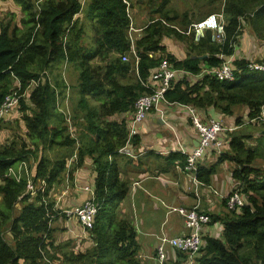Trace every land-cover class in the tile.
<instances>
[{"label": "trees", "instance_id": "trees-1", "mask_svg": "<svg viewBox=\"0 0 264 264\" xmlns=\"http://www.w3.org/2000/svg\"><path fill=\"white\" fill-rule=\"evenodd\" d=\"M12 1L24 12L26 29L17 34L9 23L0 22V104L12 90L11 74L20 79L24 90L41 72L50 71L55 62L64 59L74 64L78 72L74 88L79 99L72 122L78 127L75 132L79 146L67 132L64 117L57 112L55 89L40 84L29 90L19 106L25 111L24 101L31 105L32 115L26 121L33 149L13 143L0 146V264H48L43 262V257L49 258L53 255L51 249L56 248L52 242L53 230L49 228L50 215L57 216L50 190L61 183L66 173L71 178L86 158L91 159L96 172L94 193L98 209L91 230L93 246L85 254L62 252V263L79 264L82 257L90 258L91 264H140L135 229L127 219L118 218L119 204L129 191L128 184L119 179L116 166L119 156L116 151L126 140L127 123L124 118L114 119V116L131 112L135 101L145 93L135 77L134 65L120 58L129 51L130 20L126 6L122 0H86L85 16L93 21L94 46L92 51H85L79 45L82 29L77 17L84 9L81 0H42L39 8L34 0ZM153 1L160 3L155 12L163 18L151 20L142 38L136 41L137 70L143 79L163 59L172 69L189 75L199 74L202 67L219 66L221 60L216 55L234 54L242 23L252 29L257 40L264 42V0H193L196 4L201 2L202 8L207 9L203 2L210 7L197 16V21L212 13L224 16L226 39L222 45L213 44L209 32L198 42L181 34L177 29L186 31L194 15L187 12L179 15L167 9L171 0H148V3ZM165 37L184 44L187 50L184 59L179 60L166 51L161 44ZM149 53L153 54L152 58ZM203 56L206 57L198 59ZM257 63L264 64V60ZM247 64L246 60L234 61L237 70L233 81L204 76L191 83L176 82L166 92V99L200 110L213 108L225 116H233V108L241 106L246 109L242 124L249 121L250 125L264 127L257 120L264 108V72L249 70ZM129 76L132 80L125 82ZM53 83L60 89V95L65 85L58 79ZM240 121L241 117H237L236 126L242 125ZM250 138V135H231L228 154L219 158L236 165L233 178L239 184L246 206L230 211L223 200L226 212L222 216H209L210 224L221 223V238H202L196 264H264V172L252 165L258 148L264 146V134H258L254 146L246 147ZM133 142L137 143V138ZM40 148L60 152L53 159L44 154L37 157ZM74 148L77 161L66 169ZM169 158L178 159L181 164L185 160L179 153H171ZM30 159L37 163L32 185L38 188L40 180L44 181L43 192L37 191L33 197L29 192L23 196L28 184L25 175L19 182L7 176L9 168ZM213 173V167L201 168L197 178L208 183ZM16 204L20 205L19 210ZM7 233L10 241L5 239ZM184 261L183 257L179 264Z\"/></svg>", "mask_w": 264, "mask_h": 264}, {"label": "crops", "instance_id": "crops-1", "mask_svg": "<svg viewBox=\"0 0 264 264\" xmlns=\"http://www.w3.org/2000/svg\"><path fill=\"white\" fill-rule=\"evenodd\" d=\"M154 3H158V1L148 4L152 5ZM201 5V2L199 6L194 3L192 12L206 9L202 8ZM202 13H198V16ZM212 14L222 15L221 13ZM222 17L224 20L223 15ZM133 26L141 29L143 32L147 25L140 27L134 21ZM242 26H246V28H242ZM242 26L236 44L234 59L246 60L252 63L264 60V42L257 40L248 25L242 23ZM174 28L177 29L176 27ZM177 30L179 32L187 31ZM169 42L172 45L183 47L182 44H177L171 39H169ZM161 44L166 48L163 42ZM166 51L179 60L185 58H179L174 53L168 51L167 48ZM181 80H186L190 83L195 81L191 77L181 76L175 83ZM164 111L165 113L162 118L158 113L150 112L139 124L136 137L137 143L133 142L132 149L135 155H139L137 158L116 156L119 179L126 182L129 187L127 196L119 204L118 218H125L130 222L136 232L139 251L144 248L146 251L143 253L144 258L152 259L155 262V248L158 245V237L174 238L190 233V230L185 227L184 220L176 213L169 212L168 207L192 208L197 205L198 210L208 216H222L226 212L223 198L237 186V181L235 182L233 178L236 165L228 160L219 161V158L224 154H228V142L231 135L235 133L239 135L241 134L240 130L242 126H249L247 125L249 121L248 123L245 121L242 125L236 126L235 120L238 115L235 113L233 116H225L219 114L213 108L205 110L197 109L198 116L203 121L208 117H216L226 128L232 129V131H226L221 134L226 144L221 154H217L211 149L203 154L199 169L213 167L214 173L209 177L208 183L200 180L201 185L196 188L191 183L189 177L183 173L179 160L169 158V155L171 153H178L181 148L186 152H190L198 145L197 133L184 107L175 103L165 107ZM114 117V119L124 118L127 121L129 114L125 113ZM239 117H242L243 120L246 119L245 108ZM258 134L260 133L253 132L250 133V136L255 139ZM241 135L249 136V132ZM84 164L87 165L86 160ZM83 165L75 172H72L71 178L68 177L72 182H70L67 190H62L57 196L52 195L55 187L50 190V197L53 196L51 199L55 206L60 201L61 206L59 208H72L81 205L88 198L87 192L82 190V188L88 187L94 189L96 172L94 165L92 167L93 171ZM213 191L217 194L213 193ZM68 226L74 228L72 218L67 223L65 222L63 228ZM71 230L74 232V229ZM221 232L222 226L220 222L204 226L201 232V240L204 236L221 238ZM62 236L68 238L69 234L66 231ZM61 247L63 246L56 245L55 252L57 253V250ZM165 254L167 258L165 264H179L183 262V255L180 254L182 256L180 258L179 253L169 246L165 247ZM138 258H141L140 254H138ZM145 263L148 264V262Z\"/></svg>", "mask_w": 264, "mask_h": 264}, {"label": "built area", "instance_id": "built-area-1", "mask_svg": "<svg viewBox=\"0 0 264 264\" xmlns=\"http://www.w3.org/2000/svg\"><path fill=\"white\" fill-rule=\"evenodd\" d=\"M41 1L42 0L35 1V5L38 8ZM85 2L86 0H81V6L84 7ZM123 3L126 6V15L130 20L127 30L129 51L128 53L120 56V58L123 62H129V58H133L135 76L139 81L141 87L145 90V93L142 94L133 105V110L129 114V118L126 121V140L123 146L117 149L116 154L129 158H137L139 155H135L132 149L133 141L138 134L139 124L147 117L150 112L158 113L162 118L165 113V107L175 104L166 99V92L173 88L175 81L179 77L186 76L198 80L204 76H208L218 81H233L235 77L234 73L237 69L234 66V61L236 60L234 59V51V54L229 56L224 54L216 55V57L221 60L220 65L213 68L202 67L199 74L197 75H189V73H185L184 71L174 70L169 66L168 62L163 59L160 61L158 66L152 70L148 77H146L145 79L140 78L137 70L139 57L137 56L135 47L136 41L142 37V30L134 28L129 11L130 5L126 0H123ZM206 32H210V40L213 44L222 45L224 43L226 34L224 30V20L222 15L210 14L205 18L190 24L187 31L183 34L192 36L193 40L195 42H198L205 37ZM148 56L152 58L153 54L149 53ZM246 67L249 70L264 72V64L261 63L248 62ZM11 77L14 81V86L12 90L7 95H5L0 105V120L8 115L9 112H11L13 109L19 107L21 99H23V97L27 95L29 90L38 87L40 84L50 83V78L46 71L42 72L37 78L31 80L24 90H22L20 80L13 74H11ZM179 105L184 107L187 111L192 126L197 133L198 141V145L194 147L190 152H186L182 148L180 149L178 153L185 157V161L183 165H181L179 162V165L182 167L183 173L189 177L191 183L196 188H198L201 183L197 178V173L199 171L203 154L210 149L214 150L217 154H221L226 146L224 140L221 137V134L226 131H232V129L226 128L216 117H208L203 121L198 116L196 108L189 105ZM62 117H64L65 125L67 126V132L69 133L70 137L75 140L76 146L78 147L79 141L77 139V136L76 138L73 136V132L75 131L73 130L74 126L73 122L71 121L72 117L70 119L69 115L65 116L64 114H62ZM257 120L262 125H264L263 110ZM76 161L77 154L75 149V153H73L72 156L67 160L66 169H69L73 163H76ZM23 175H25L26 177L30 175L25 162H21L15 167L9 168L7 172V176L13 178L16 182H19ZM135 185H137V183H135ZM238 187L239 184L237 182L236 188H234L228 195L223 198L227 209L230 211H238L243 206H246L245 200L239 193ZM43 189L44 181L41 180L40 186L38 188H34L31 180L28 179L27 191L31 196H34L37 191L43 192ZM82 190L86 191L88 194V198L85 200V202L81 206L71 209H64L63 213L68 218H76L83 230L90 231L93 228L98 205L95 201L96 197L94 189L83 187ZM213 193L217 194L215 191H213ZM55 209V206H53L54 212H57L55 211ZM168 211L176 213L179 217H181L184 220L185 227L190 230V233L188 235L174 238L158 237V245L155 250L156 262L158 264L166 263L167 258L165 254V247L169 246L176 252L183 255L185 260L184 264H195V260L197 258V255L199 254V249L201 247L202 228L204 226H208L211 222L209 216L203 212H200L197 205L192 208L168 207Z\"/></svg>", "mask_w": 264, "mask_h": 264}, {"label": "rangeland", "instance_id": "rangeland-1", "mask_svg": "<svg viewBox=\"0 0 264 264\" xmlns=\"http://www.w3.org/2000/svg\"><path fill=\"white\" fill-rule=\"evenodd\" d=\"M34 1H36V0H34ZM127 1L131 5L130 14H131L132 22L134 23V21H135L137 26L142 27V26L148 25L149 22L153 19H162L163 18V17H160L159 13L155 12V9L160 6L159 2H158L159 4L154 3L152 5H149L147 3L148 0H127ZM203 4L207 7V9H204V10L202 9L200 11L192 12L193 11L192 9L194 6L193 0H171V3L167 6V9H170L179 15H181L184 12L193 14L194 17H192V22H191V23H193V22L197 21L198 13H202V12H204L210 8L206 2H203ZM198 6H199V4H198ZM85 9H86V2L84 4V9H83L82 13L79 14V17H77L79 20V24H80L79 26L82 29V33H81V36L79 38L80 39L79 45L85 51L86 50L92 51V48L94 46L93 21L88 20L86 18ZM170 14L172 15V13H170ZM24 19H25V14L19 5H17L12 0H5V1L0 0V22L2 24L5 25V24L9 23L11 29L17 30L16 33L21 34L26 29V26L23 23ZM242 28H246V26H242ZM169 39L173 40V42H175L177 44H182L183 47H181L180 45H172L169 42ZM162 42L166 45V48L168 49V51L174 53L179 58H184L185 55L187 54V50L185 49L184 44L180 41L175 40L174 38H166L165 37V38H163ZM129 62L131 64L134 63V60L132 57L129 58ZM46 72L48 73L49 78H50V83H46V84L55 89L56 97H58L55 100V104L58 106L57 112L59 114L62 113L65 116L69 115L70 119H71V117L73 116V113H75V111H74L75 106H76V103L78 102V99H79V95L77 94L76 89L74 88V86H76V79L78 77V72L75 68V65L72 63H66L64 61V59H61V60H59L53 64V67L50 71H46ZM56 79L61 80L63 82V84L65 85V89L62 90V93L60 95L58 93V92H60V89L57 90L54 87L53 82ZM130 80H132V76H129L125 80V82H128ZM11 85L13 88V86H14L13 80H11ZM67 87H69V89ZM28 102L29 101H27V100L24 101L25 106L27 107V109L25 111H23L21 109V107H20L21 104H20L19 107L13 109L11 112H9L8 115H6L2 120H0V146L1 147L2 146H10L13 143V146H15V144L17 147L24 145L25 149H30V150L33 149L31 141L28 137V132H29L28 130L29 129L27 126V121H26V117L30 118L32 115L31 105ZM92 104H93V102H92ZM243 109H244V107H241V106H237V107L233 108L234 113L237 114L238 117H239V115H241L243 113ZM263 111H264V109H263ZM242 121H243V118L241 117L240 124H242ZM247 125H249V126H242V128L240 130L241 134H247L249 132V135H250V133H253V132L258 133L259 130H262V129L264 130V127H262L260 124H251V125L247 124ZM77 129H78V127H77ZM77 129L75 127H73L74 131H76ZM259 133H261V132H259ZM77 134H78V132H77ZM73 136L76 138L77 135L75 132H73ZM257 142H258V139H257ZM245 145H246V147L254 146L255 145V139L250 138L249 142L246 141ZM74 150H75V148H74ZM227 151H229V149ZM59 152H60V150L47 151L45 149L40 148L38 150L37 157H40L42 154H44L48 158L53 159L54 156L56 155V153H59ZM86 164L87 165L84 164L86 166V168L89 167L93 171V168H92L93 166H91L92 164H91L90 158H86ZM36 165H37V163H36L35 159H30L26 163V166L28 168V172L30 173V175L27 176V178L29 180L32 179V175L36 171ZM252 165L254 167H256L257 169H260L262 172H264V146H260L258 148V153H257ZM68 177L69 176L66 173L63 176L61 183L59 185L55 186V188L52 191L53 196L59 195L62 190H67V188L70 186V182H72L68 179ZM37 185H38V181L36 183V186ZM53 196H51V197L53 198ZM81 205H79V206H81ZM53 206H55V205H53ZM60 206H61V202L59 201L58 204H56V206H55V208H56L55 211H57L56 212L57 216L55 218H53V216L50 215L51 221L49 223V228H51L53 230V236H52V242L54 240L53 246L60 245L63 247L59 248L57 250V253L55 252V249L54 250L51 249L52 251L50 254H53V255H49L50 256L49 258L47 255H44V261L49 260V262L52 264H64V263H62V259H63L62 252H65L66 250H68V251L72 250L74 253H77V255H79V254H85L86 252H89V250L93 246V233H92V231L90 230L91 231L90 232V231L83 230V228L81 227L80 223L77 221L76 218H74V217L68 218L63 213L64 209H71V208H67V207L59 208ZM75 207H78V206H75ZM16 208H17V210H19L20 205L17 204ZM72 208H74V207H72ZM70 218H72V220H73L74 228H72L71 226L63 228V226H65V222L67 223ZM71 229H74V232ZM66 231L68 232L69 237L68 238H65L63 236L61 237V235H63ZM5 239L7 241L11 240L8 233L5 234ZM64 244H67V245H64ZM156 248H155V250H156ZM144 252H146V251L143 248L138 253L141 255V259H139L140 264H146L145 262H148V264H158L155 261H153L152 259L144 258V256H143ZM179 256H180V258H182L180 253H179ZM78 262H80L81 264H91L90 258L80 257ZM195 264H196V260H195Z\"/></svg>", "mask_w": 264, "mask_h": 264}, {"label": "clouds", "instance_id": "clouds-1", "mask_svg": "<svg viewBox=\"0 0 264 264\" xmlns=\"http://www.w3.org/2000/svg\"><path fill=\"white\" fill-rule=\"evenodd\" d=\"M123 1V0H122ZM127 1V0H126ZM129 11H130V9H129ZM163 22V21H162ZM163 24L164 25H166L164 22H163ZM167 26H169V25H167ZM135 28V27H134ZM174 28V27H173ZM188 29V28H187ZM181 34H183L184 32H180ZM141 34H142V36H143V32H141ZM184 35V34H183ZM142 38V37H141ZM128 53V52H127ZM133 65H134V63H133ZM133 69H134V67H133ZM44 72V71H43ZM42 73V72H41ZM40 73V74H41ZM39 74V75H40ZM135 74V73H134ZM13 75H15V74H13ZM16 76V75H15ZM17 77V76H16ZM136 77V76H135ZM12 78V77H11ZM18 78V77H17ZM141 78V77H140ZM19 79V78H18ZM137 79V78H136ZM13 80V79H12ZM20 80V79H19ZM21 82V81H20ZM68 89H69V87H67ZM2 103V102H1ZM1 105V104H0ZM185 105V104H184ZM133 110V109H132ZM132 112V111H131ZM127 114H130V113H127ZM247 123H248V121H247ZM67 163V162H66ZM26 177V176H25ZM27 178V177H26ZM27 181H28V179H27ZM41 181V180H40ZM43 181V180H42ZM31 182H32V180H31ZM40 183V182H39ZM34 187V186H33ZM34 188H37V187H34ZM25 192H27L28 193V191L26 190ZM24 192V193H25ZM26 193V194H27ZM33 197V196H32ZM17 205V204H16ZM95 220V219H94ZM43 262H45V263H48V264H50V262H49V260H47V261H44V257H43Z\"/></svg>", "mask_w": 264, "mask_h": 264}, {"label": "water", "instance_id": "water-1", "mask_svg": "<svg viewBox=\"0 0 264 264\" xmlns=\"http://www.w3.org/2000/svg\"><path fill=\"white\" fill-rule=\"evenodd\" d=\"M205 57H206V56L199 57L198 59H202V58H205ZM261 133H262V134H264V130H262V132H261ZM26 193H27V192H25V193L23 194V196H24V195H26ZM23 196H22V197H23Z\"/></svg>", "mask_w": 264, "mask_h": 264}]
</instances>
